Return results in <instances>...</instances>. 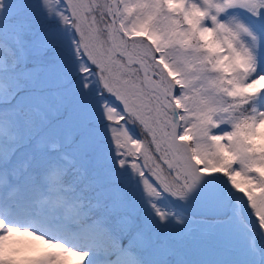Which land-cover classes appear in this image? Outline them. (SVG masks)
<instances>
[{
    "label": "snow or ice",
    "instance_id": "1",
    "mask_svg": "<svg viewBox=\"0 0 264 264\" xmlns=\"http://www.w3.org/2000/svg\"><path fill=\"white\" fill-rule=\"evenodd\" d=\"M262 81L264 0H0V264H264Z\"/></svg>",
    "mask_w": 264,
    "mask_h": 264
},
{
    "label": "rangeland",
    "instance_id": "2",
    "mask_svg": "<svg viewBox=\"0 0 264 264\" xmlns=\"http://www.w3.org/2000/svg\"><path fill=\"white\" fill-rule=\"evenodd\" d=\"M258 86H263L264 87V81H262L260 84L256 85V87H258Z\"/></svg>",
    "mask_w": 264,
    "mask_h": 264
},
{
    "label": "trees",
    "instance_id": "3",
    "mask_svg": "<svg viewBox=\"0 0 264 264\" xmlns=\"http://www.w3.org/2000/svg\"><path fill=\"white\" fill-rule=\"evenodd\" d=\"M134 18V17H133ZM261 87H263V86H258L257 88H261Z\"/></svg>",
    "mask_w": 264,
    "mask_h": 264
}]
</instances>
